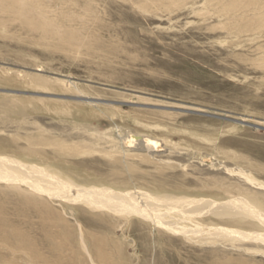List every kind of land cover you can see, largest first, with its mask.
Wrapping results in <instances>:
<instances>
[{
	"label": "rangeland",
	"instance_id": "rangeland-1",
	"mask_svg": "<svg viewBox=\"0 0 264 264\" xmlns=\"http://www.w3.org/2000/svg\"><path fill=\"white\" fill-rule=\"evenodd\" d=\"M224 119L264 128V0H0V157L86 187L229 201L264 185V130ZM137 135L162 152L123 148ZM0 209L30 243L0 223V264H31L29 249L72 264L51 249L84 260L82 238L114 264H264V241L210 230L264 224L217 211L184 234L3 182Z\"/></svg>",
	"mask_w": 264,
	"mask_h": 264
},
{
	"label": "bare ground",
	"instance_id": "bare-ground-1",
	"mask_svg": "<svg viewBox=\"0 0 264 264\" xmlns=\"http://www.w3.org/2000/svg\"><path fill=\"white\" fill-rule=\"evenodd\" d=\"M21 17L23 22L31 30L42 32L41 29L44 27L36 25L30 16H25L24 13H21ZM89 104L96 105L91 102H89ZM80 113L86 114L84 111H81ZM237 122H239V124L240 122L247 123L244 120ZM120 140L123 148L136 152H145L151 157L162 150V146L157 141L150 138L144 139L140 135L123 137L120 138ZM75 180L76 179L73 180L70 177L63 176L60 173L45 170L39 166L31 169L18 160L0 157V183H12V185L19 183L27 185L34 197L36 195L47 196L49 199H62V201L65 200L67 203H84L90 208L107 210V212L120 216L136 215L143 217L145 220H150V222H154L155 225H161L168 231L182 232L184 234H201L205 232L204 229H206V225L202 226L200 224L201 222L199 223L197 220L205 215H211L212 213H215V211H217V216L215 217L221 219L223 217L229 218L230 220L250 219L264 224V192L259 191L260 188L264 187L263 184L258 185V190L244 189V191H240L239 196L232 198L229 201H217L211 198L180 197L172 196L170 194L154 195L141 190L118 191L109 188L110 186L86 187L75 182ZM226 190L228 191V189ZM18 194L20 195L19 199L22 204L37 201L36 199H33L30 194L19 192V189L16 191L17 196ZM39 202V206L47 207V214L50 217H56L55 210H52L50 205L51 203L49 204L45 199H42ZM2 217L4 216L0 209V223L6 225V227L9 226L6 222L2 221ZM185 223H188L189 225H184ZM11 226L17 230L16 231L9 226L10 229L8 230H11L14 238L21 239L20 242L23 245H30V243L25 242L23 239V233L19 228H17L15 224L14 226ZM2 228L4 227L1 225L0 229ZM210 230L215 231V235L221 237L242 238V240L257 239L259 241H264V233H248L239 229L231 230L225 227H212ZM88 244L89 243L82 238L84 260L76 257V253L74 254L73 251L70 252L71 250L69 249H51V251L55 254L59 253L56 258L54 257L57 260L58 258L59 260L62 258L60 256L63 255V252L68 251L67 258L65 257L64 260L66 261L67 259V261H71L72 264H114L113 261L106 258L107 255L104 251L106 246L104 243L91 241L90 247L93 248L94 251L89 249ZM37 251L38 249L28 250L27 259L29 260V263L55 264L51 256L45 257L40 252L36 253ZM55 254H53V256H55ZM9 264L12 263L10 262Z\"/></svg>",
	"mask_w": 264,
	"mask_h": 264
},
{
	"label": "water",
	"instance_id": "water-1",
	"mask_svg": "<svg viewBox=\"0 0 264 264\" xmlns=\"http://www.w3.org/2000/svg\"><path fill=\"white\" fill-rule=\"evenodd\" d=\"M224 120L231 121V122H235V123H239V122L234 121V120H229V119H224ZM240 124H242V125H246V126H251V127H254V128H258V129H262V130H264V128L257 127V126H254V125H251V124H248V123H243V122L241 123V122H240Z\"/></svg>",
	"mask_w": 264,
	"mask_h": 264
}]
</instances>
